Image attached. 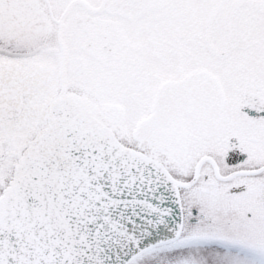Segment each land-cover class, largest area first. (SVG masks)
Returning a JSON list of instances; mask_svg holds the SVG:
<instances>
[{
	"label": "snow or ice",
	"instance_id": "snow-or-ice-1",
	"mask_svg": "<svg viewBox=\"0 0 264 264\" xmlns=\"http://www.w3.org/2000/svg\"><path fill=\"white\" fill-rule=\"evenodd\" d=\"M0 264H264V0H0Z\"/></svg>",
	"mask_w": 264,
	"mask_h": 264
}]
</instances>
